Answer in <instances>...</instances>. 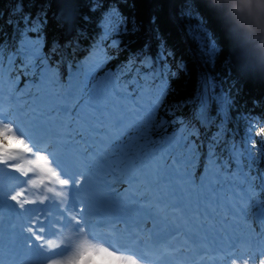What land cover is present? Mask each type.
Listing matches in <instances>:
<instances>
[{
    "label": "snow or ice",
    "instance_id": "1",
    "mask_svg": "<svg viewBox=\"0 0 264 264\" xmlns=\"http://www.w3.org/2000/svg\"><path fill=\"white\" fill-rule=\"evenodd\" d=\"M188 15L191 17L195 14L190 10ZM25 19V26L18 33L19 39L14 47L9 48L6 43H0V94L6 82L10 87L15 83L6 78L17 68L26 70L24 75L29 72L35 74L39 69L40 87L45 90L50 107L58 114L60 126L70 128L85 143L91 141L99 145L95 167L103 173L105 178L102 183L105 187L111 188L107 179L111 177L120 182L126 180L132 186L139 185L144 191L151 192L146 203H141L135 195L130 197L125 205L129 212L142 211L147 215L166 219L169 206L179 209L183 212L185 221L186 241L182 247H188L189 241L192 246L201 247L210 240H215L216 236L223 239L221 232H225L229 234L233 245L255 244L259 247L261 256L258 264H264V176L260 177V185H256L247 175H243L242 179L225 177L216 164L211 147L203 174L196 177L194 173L199 153L197 141L191 137L198 139L197 125L206 127L212 122L213 109L222 112L228 105V97L217 91V82L212 74L204 75L199 93L191 101L193 110L190 116L187 119L176 117L171 123L178 124L179 127L170 136L154 140L153 133L169 123L163 118L157 120V111L168 92L166 80H161L158 88L153 85L151 90H145L141 85L139 98L131 102L132 97L126 92L122 95L117 93L115 78L109 77V84L112 85L109 87L94 77V69L109 59L98 44L85 62L81 63L77 72L70 75L67 84L62 85L56 72L46 63L48 57L43 51L40 23ZM80 19L76 5L66 4L61 17L64 26L74 29ZM205 23L203 19H199L198 26L190 30L202 45L207 42V63H212L220 49L209 39ZM123 24V19L115 10L106 13L101 22L102 39L112 33L118 34V29ZM124 30H127L126 27ZM30 32L38 35L31 38L28 35ZM116 43L113 41L114 46ZM17 60L20 61L19 65ZM132 63L133 61H129V64ZM151 63V58L146 56L141 61V66H150ZM127 71L132 69L128 68ZM136 71L139 73V69ZM186 103L189 101L181 102L177 108ZM168 114L172 115V111L169 110ZM259 134L264 136V130ZM0 137L5 140L19 139L13 134L10 122L4 123L0 128ZM61 183L66 181L62 180ZM237 188L240 192L236 191ZM95 195L98 202H108L105 191H99ZM12 199L17 200V196H12ZM161 213H165V216L161 217ZM42 228L43 226L41 230ZM28 231L31 233L29 239H40L32 228ZM2 250L3 243L0 241V253ZM241 259L242 264H249L251 257ZM0 264H5L2 258ZM50 264L63 262L50 258ZM70 264H135V261L124 260L107 249L84 248ZM231 264H236V260L233 259Z\"/></svg>",
    "mask_w": 264,
    "mask_h": 264
},
{
    "label": "trees",
    "instance_id": "2",
    "mask_svg": "<svg viewBox=\"0 0 264 264\" xmlns=\"http://www.w3.org/2000/svg\"><path fill=\"white\" fill-rule=\"evenodd\" d=\"M68 3L76 5L81 17L77 26L69 31L61 22ZM111 10L117 12L124 24L118 34L112 33L102 39L101 22ZM190 10L194 16L188 15ZM25 18L40 23L39 34H42L43 51L48 57L46 63L56 72L62 85L67 84L70 74L78 70L99 44L109 59L101 64L96 75L113 72L118 81L132 90L139 74L138 66L127 71L126 63L136 55L147 56L159 70V79L166 80L165 100L177 105L189 101L176 112V117L187 119L193 110L191 101L198 95L204 75L211 73L217 82V91L228 97V105L222 112L213 109L212 122L206 126L202 141L197 143L199 159L195 176L203 174L211 147L225 177L242 179L247 175L260 185V177L264 176V142L259 134L264 127V63L241 52L221 12L210 0H0V43L14 47L18 33L25 26ZM199 19L206 22L210 40L220 49L212 63H207L205 50L190 30L198 26ZM65 32L66 38L62 40ZM28 35L35 38L38 33ZM113 41L117 42L115 46ZM56 55L63 64L52 60ZM16 63L19 65L20 61ZM177 64L183 70L179 76L171 71ZM24 71L19 68L13 71L6 79L15 83L10 87L6 82L3 90L12 88L16 97L25 86L40 81L39 69L28 75H24ZM21 101L25 109L30 108V101ZM161 118L169 123L153 133L154 140L170 136L179 127L171 123L174 117L166 109L158 111L157 120ZM247 140L250 147L245 146ZM118 183L112 182L113 186Z\"/></svg>",
    "mask_w": 264,
    "mask_h": 264
},
{
    "label": "bare ground",
    "instance_id": "3",
    "mask_svg": "<svg viewBox=\"0 0 264 264\" xmlns=\"http://www.w3.org/2000/svg\"><path fill=\"white\" fill-rule=\"evenodd\" d=\"M34 120H36V122H42L37 121V118ZM9 121L13 123L14 119H10ZM44 123H46L45 128H47V130H42L38 135L35 133L31 135L30 130L21 132L26 138L28 145L26 152L24 150H16V153L12 155L14 160L12 159L10 162L7 161L6 165L0 168V241L3 243V249L8 247L14 239L21 241L26 237L29 238L31 236V233L28 231L29 228L37 232V230L44 225L43 219L41 218V208L38 203L43 198H49L44 196L46 190L51 191L52 194L57 196L55 188L52 187V183H55L58 178L55 175L54 177L52 176V173H54L53 170L56 167L54 163L58 161L57 158L66 159L67 153L68 155H72L74 152L78 153L77 158H81L80 152L73 147L72 151L68 150L67 153H62L54 158L49 157L48 159L46 158V160L44 158V162H42V155H44L45 152L43 150L44 146L49 145L51 138L55 134L53 131L54 128L60 126V123L53 119L52 116L47 117ZM101 131H103V129H101ZM39 134L40 137L46 138V141L39 139ZM92 146L97 148V144L84 143V152ZM83 160L84 159H78V163L83 165ZM95 182H100V179L97 178ZM80 186L82 187L83 185ZM96 187V185H88L87 189H95ZM132 193L133 187L127 183L124 184L120 191V195L115 200L107 197L108 202L102 204L97 201L96 196H93L86 202L90 204V208L94 213L95 210L99 209L109 214L110 218L112 215L127 218L137 213L129 212L128 208L125 206L126 202L132 196ZM12 196H17V200H13ZM56 201L61 203L60 198L56 199ZM21 205H23V207H21ZM62 207L63 211H65L66 206ZM148 219H151L153 227L156 228L155 231H162L168 226L163 219L154 216H148ZM136 220L137 219L134 221L131 220V223H138L144 219ZM184 223L185 221L183 218L180 225L182 228H184ZM119 225H121V223H119ZM182 228L177 230L178 237L183 236ZM221 236H223V232H221ZM228 237L230 236L228 235ZM184 238L186 239V236ZM223 241L228 242L229 240L224 236ZM14 244H16V241ZM247 254L248 251L246 248L241 249L239 252V262L237 264H240L241 258H246ZM223 264L229 263L223 262Z\"/></svg>",
    "mask_w": 264,
    "mask_h": 264
},
{
    "label": "rangeland",
    "instance_id": "4",
    "mask_svg": "<svg viewBox=\"0 0 264 264\" xmlns=\"http://www.w3.org/2000/svg\"><path fill=\"white\" fill-rule=\"evenodd\" d=\"M65 38H66V32L62 35V40ZM198 42L200 43L201 48H203V50L207 52V47L205 46L207 42H205V45H202L199 40ZM143 59L144 58H140V56L136 55L130 58L129 60V61H133L132 64H129V61L128 63H126L127 68H132L133 66L137 65L139 69V74L137 76V80L135 81L134 88L132 90H130L128 86L124 85L122 82L118 81V78L114 75L113 72L107 71L103 75L97 76L96 72L102 68L101 65L94 69L93 75L97 81L104 83V84H108L109 87H112V85L109 84V77L115 78L114 87L117 93L122 95L126 92L129 96L132 97L131 102H134L135 100L139 98L138 93H139V89L141 85L144 86L145 90H151L153 85H155V87L157 88L160 87L161 80H162V79H159L160 72L155 67L153 61L150 66H141V61ZM52 60H54V62L58 60L61 61L58 55L52 57ZM61 64H63L62 61H61ZM171 71L178 76L183 73V70L180 64H177L171 67ZM76 72L77 70L73 71L71 74L76 73ZM40 83H41V80L36 85L28 84L27 86H25L19 92L18 96L21 95V97L18 98L17 100L14 99V97L12 98L13 91L9 88L6 90H3L2 94H0L1 98H3L2 99L3 102H6L5 107H7L8 105L10 106V109H8L7 112H5L4 114H1L2 119H0V128L3 127L4 123L9 122L10 119H14V122L10 123V127L13 129V134L19 137V139H7V140H5L3 137H0V149L9 150L7 152L0 151V168L4 167L7 161L10 162L12 161V159L14 160L12 155L16 153V150H19V151L24 150L26 152L28 145L26 142V138L21 134V132H23L24 130H30L31 135L32 133L36 134L38 132V128L43 125L44 119H46L49 116L48 113H50L53 119H55L59 123L60 118L58 114L50 107L46 92L43 88L40 87ZM30 93L32 94L29 96ZM164 97H163V103H161L159 110L161 108L166 109L167 112L171 110L172 115L170 116H173L175 119L176 112L179 110V107L177 108V104L175 103H172L170 101L167 102V100H165ZM20 99H24L25 101L29 99L31 101L32 105L29 111H26L23 108L22 102ZM36 118L38 119L37 121H42V122L41 123L36 122V120H34ZM262 130H264V127ZM69 131L71 134V141L69 143V148L71 149L73 147L83 148L85 140L81 138V136H78L75 133H72L70 128H69ZM21 140L23 141V143H20ZM260 140L264 142V136L260 135ZM88 143H90V141ZM245 146L247 147L251 146L249 140L245 142ZM98 147L99 145H97V149ZM262 151L264 153V148L262 149ZM42 157H43L42 162H44V158L46 160V155H42ZM97 160H98V156L95 160L87 163V167H86L87 170L85 171L84 175L88 177L82 180V183L84 185L94 182L95 179H97L98 177L100 178L101 182L105 178L103 173L97 170V168L95 167ZM200 176H196V177H200ZM107 179L110 180L112 178L108 177ZM127 183L128 182L126 180L120 183L119 189L115 191L113 198H117L118 195H120V191L122 190L124 184H127ZM101 185H104V184L102 183ZM133 187H134L133 189L134 195L137 197L138 200L141 197L143 198L145 197V191L141 190V186L136 185ZM146 200L142 202L140 201V202L146 203ZM163 214L165 215V213ZM183 218H184V214L179 209H173L169 206L168 209L166 210V221L170 223L172 221H176L174 226L171 224V229H181L182 227L180 225H181V221L183 220ZM253 227H255V224H253ZM223 234L224 236L229 235L228 233H225V232H223ZM254 250L256 251V253H253ZM248 251L252 253V255L247 256V257H251V259H249V264H258V258L261 256V251L259 247L253 244L249 247ZM240 262H241L240 264H242V259Z\"/></svg>",
    "mask_w": 264,
    "mask_h": 264
},
{
    "label": "clouds",
    "instance_id": "5",
    "mask_svg": "<svg viewBox=\"0 0 264 264\" xmlns=\"http://www.w3.org/2000/svg\"><path fill=\"white\" fill-rule=\"evenodd\" d=\"M225 22L237 47L264 63V0H210Z\"/></svg>",
    "mask_w": 264,
    "mask_h": 264
}]
</instances>
